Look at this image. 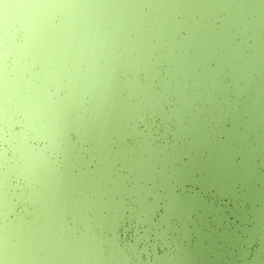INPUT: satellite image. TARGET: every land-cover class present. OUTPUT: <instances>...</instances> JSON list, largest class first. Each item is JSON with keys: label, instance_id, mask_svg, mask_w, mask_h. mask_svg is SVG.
Instances as JSON below:
<instances>
[{"label": "clouds", "instance_id": "clouds-1", "mask_svg": "<svg viewBox=\"0 0 264 264\" xmlns=\"http://www.w3.org/2000/svg\"><path fill=\"white\" fill-rule=\"evenodd\" d=\"M0 264H264V0H0Z\"/></svg>", "mask_w": 264, "mask_h": 264}]
</instances>
